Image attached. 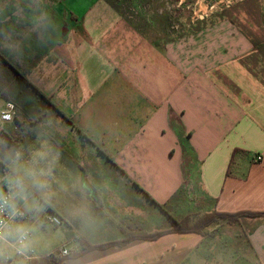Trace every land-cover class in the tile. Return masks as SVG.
Segmentation results:
<instances>
[{
    "label": "crops",
    "instance_id": "crops-1",
    "mask_svg": "<svg viewBox=\"0 0 264 264\" xmlns=\"http://www.w3.org/2000/svg\"><path fill=\"white\" fill-rule=\"evenodd\" d=\"M141 1L0 0L5 57L14 59L17 70L25 68L22 74L67 118L45 109L46 116L24 129L25 141L15 149L35 152L39 164L46 162L42 174L46 188L53 180L50 197L72 198V186H78L76 196L88 203L52 202L62 224L47 220L39 226V244L31 233L27 249L37 256L31 261L66 247L70 255L60 264H233L236 254L245 264H264V217H242L240 226L214 224L207 230L213 237H140L169 228L155 220L156 208L144 193L160 205L178 207L186 197L173 198L185 186L203 213H264V0H242L241 8L215 18L216 27L187 24L174 32L168 25L155 27ZM39 4L49 7L43 19ZM128 5L132 14L125 13ZM39 20L45 23L41 36ZM30 130L35 132L28 141ZM77 159L84 160L78 172ZM56 161L68 166L69 172L57 176L69 182L64 187L54 181L55 168L47 167ZM105 179L116 182L112 189ZM196 180L197 198L191 196ZM97 212L106 220L86 221ZM24 223L0 241V261ZM222 227L232 233L228 242ZM220 241L242 242L247 253ZM104 245L109 247L96 249Z\"/></svg>",
    "mask_w": 264,
    "mask_h": 264
},
{
    "label": "rangeland",
    "instance_id": "rangeland-1",
    "mask_svg": "<svg viewBox=\"0 0 264 264\" xmlns=\"http://www.w3.org/2000/svg\"><path fill=\"white\" fill-rule=\"evenodd\" d=\"M241 4H242V0H142L140 7L141 8L144 7L145 11L143 10L144 12L143 11L142 12L146 13L147 16H148V12H152L150 14V18H154V19H150V22L152 23L155 22V27H163V25H166L167 27L168 25L171 31L174 32L181 30L183 28V25L187 26V24L190 25L189 27H193V28L195 27L196 24H201L202 28L204 29L216 27L218 22V20H215L216 17L218 18L219 16V18H221L220 20H223V18H226L228 16L229 10L241 8L242 7ZM47 7L48 6L39 4V17H41L42 19L43 16L46 15L45 9ZM125 13L126 14L133 13L129 5L125 6ZM144 22H146L145 25H148V22L146 20ZM44 24H45L44 20H39V36L42 35ZM3 42L4 40L2 39L0 43V53L4 55V57L5 56L8 57L9 54L4 53L3 51L4 49ZM9 61L12 63L14 62V59L10 58ZM18 64L20 65L22 63L18 62ZM22 68L23 67H20V69L18 70L19 71L21 70L24 73H26V69L25 68L22 69ZM13 86H16V91H17L16 96L15 94L11 96L8 93V89ZM18 87L19 88L21 87L24 91L27 92V93L25 92L24 97L28 96L31 100H34L31 108L27 107L30 110H27L28 112H26V114L29 116V120H32L31 122H36L35 124H37L38 120L36 118L38 114H41L43 113V111H46L45 109H48L46 107V104L42 100H40L35 94H33L30 90H28L26 86H24L22 83H19L17 81L15 72H13L7 65L0 63V105L3 106L6 102H14L12 100H17L18 91H19ZM35 101L39 104H36ZM10 127L12 128L13 125H11ZM34 132L33 130L32 131L30 130L28 134L25 135L26 140L29 141L34 135L33 134ZM51 147H53V144H50L49 148L51 149ZM61 148H63V146H61ZM72 152H76V150ZM0 153H4L6 158L1 156V154H0V158L2 159V161H5L10 168V175L7 181L11 180L15 182L16 180H20L23 183L25 194L23 198L19 195L15 196L14 201L20 204L24 208L27 214L34 215L35 220L33 221L34 223L32 227L30 224H28L29 223L28 221H25L23 227L26 228L30 233H32L33 237L31 240L39 244V235H35V232L36 229L39 228V226L46 225L48 223L47 220H49L54 216L53 214L54 206L52 202L56 203V205H63V206L72 205L76 207L84 204L83 202L84 198L79 197L78 195L76 196V194H78L77 192L79 191L77 189L78 186L77 187L72 186L73 188L71 190L73 191L76 190V193H74V196L72 198L69 197L68 195H66V197H64L63 195H54L53 197H50L48 195L49 192L48 190L54 187L52 185L53 180L49 181L48 187L46 188V181L43 180L44 177L42 174L43 171L42 169L46 170L45 166H43L45 165L46 162H43V165L39 164V161L42 159L41 157H40L41 159H39V155H37L35 152L32 154L26 153L23 148L15 149V147L8 145L5 142L4 137H2L1 135H0ZM92 153H95V151L92 150ZM68 161L71 162L70 160ZM76 161L77 164H74L73 168H76L75 171L78 172L77 171L78 166L79 164H81V166H84V164H82L84 163L83 162L84 160L77 159L75 160V162ZM100 161L103 164H105L104 166H106V169L107 167L110 168L109 164H107V161L105 159L100 157ZM56 162L57 163L55 164V166L49 164L47 167L50 171L52 169L54 170L55 168L54 181L56 182V184L58 183L60 186L62 185V187H64L69 182L64 180L58 181L57 176H59V173L63 174L64 172H69L67 170L68 166L66 167V165L64 166V164L61 163L58 164V161ZM193 171H197V168H195V170ZM196 173L194 172V175H196ZM102 182L106 184V186H108L109 189H112L113 186L116 184V182L107 181L106 179L105 181ZM186 183L187 185L189 184V182ZM198 183L199 182L197 180L192 182V190H191L192 194L190 193L191 196H194L196 198L201 196L199 190L200 186L198 185ZM41 184L44 186L39 187V185ZM55 187H57V185ZM95 187L96 186H94V188ZM95 198L96 197L94 196L92 197L93 202L92 201L91 202L93 206L98 205L97 203L94 202ZM190 198L186 197L185 201L183 203H180L178 207L168 206V211L176 218H182L194 212H200L201 209L199 208L198 210L193 204V202L190 200ZM71 199L73 201L72 203L71 202L69 203V200ZM85 204L87 205L88 203ZM153 211L155 212V216H156L155 220L158 218L157 220H159L160 222L162 223L165 222L167 225H170L168 220L163 216V214L160 211H158L157 209H154ZM200 213L203 212L201 211ZM103 220H106L105 214H100V212H97L88 215L86 221L93 222V221H103ZM229 232L230 231H226L225 228L223 227L221 228L223 241L228 242L229 240L228 237L230 235ZM242 242L241 243L237 242L235 244L231 242L230 245H228V243L220 241V246L227 245L231 251L247 253V249H246L247 247L244 246ZM0 250H1V245H0ZM234 257H235V261L233 262V264H245L244 261L240 259L239 255L236 254L234 255ZM2 258L3 256L0 257V259Z\"/></svg>",
    "mask_w": 264,
    "mask_h": 264
},
{
    "label": "trees",
    "instance_id": "trees-1",
    "mask_svg": "<svg viewBox=\"0 0 264 264\" xmlns=\"http://www.w3.org/2000/svg\"><path fill=\"white\" fill-rule=\"evenodd\" d=\"M0 63L7 65L13 72H15L17 81L19 83H22L24 86H26L28 90H30L40 100H42L46 104L47 108L56 111L62 117L67 119L66 116L56 106H54L51 103L50 99L47 98L36 86H34L26 78L24 74L18 71L13 66V64L9 60H7L4 57V55H2L1 53H0ZM18 90H19L18 97H17L18 99L12 100L14 101L13 103L16 106L15 125L11 124L13 125L12 128L10 127L11 125L6 126L4 132L1 135L2 137H4L5 142L8 145L13 146V147H17L19 146V144L25 141V138L22 132L29 124H31V121H32V120H29V116L26 114V112H28L27 110H30L28 108H31L32 103L34 102V100H31L28 96L24 97L25 96L24 94L26 91H24L21 87L20 88L18 87ZM8 93L11 96H13L14 94L16 96V93H17L16 86L10 87L8 89ZM35 103L39 104L36 101ZM47 113H48L47 111H43V113L38 114L36 119L39 122L42 121V119L44 118V116H46ZM33 123H36V122H33ZM83 137L87 139L84 135ZM237 153L239 152L235 151L233 153V157L230 161L229 171L227 174L230 173V169H231L230 167H232V164L234 163V158ZM0 154L4 158H6L4 153H0ZM106 156L108 157L109 161L113 164L114 162L112 158L108 155ZM0 164L3 166H6L10 170L7 163L5 161H2L1 158H0ZM189 192H190V188L185 187V186L181 187L179 191L177 192V194H175L173 201L178 198H181L182 196L189 198L190 197ZM144 194L154 204L155 208L163 214V216L168 220L170 224L169 228L165 231L158 232V233L151 234V235L140 236L141 239H144V240H155L159 238L160 236L168 234V233H178V234L195 233V234H199V235L206 236V237H213L214 234L208 233L207 230L209 227H211L214 224L224 223L230 226H240V219L242 217H250V218L264 217V213H261V212H239L235 214H229V213H219V212L213 211L211 213L194 212L185 217L176 218L168 211V206H170V204L160 205L157 202H155L148 194L146 193ZM199 206L200 205L197 204L198 208H200ZM115 245H120V244L115 243ZM105 247H109V245L97 246L96 249H101ZM87 250H89L88 246L85 245L84 251H87ZM59 251L53 253L47 258H43V259L36 260V261H31L28 264H60L64 260L65 257H61ZM69 255L70 254H68L66 257H68ZM11 262H2V264H11Z\"/></svg>",
    "mask_w": 264,
    "mask_h": 264
},
{
    "label": "built area",
    "instance_id": "built-area-1",
    "mask_svg": "<svg viewBox=\"0 0 264 264\" xmlns=\"http://www.w3.org/2000/svg\"><path fill=\"white\" fill-rule=\"evenodd\" d=\"M15 115H16V107L12 102H7L3 108H0V135H2L6 126L13 124ZM256 160L261 161L262 158L257 157ZM9 175H10V170L6 166L0 164V186L3 188V191L6 194L9 192V185L7 181ZM13 202L15 203V201ZM15 205L18 210V214H16L13 217L10 216L6 210L3 217H0V219L3 220L5 226V239L3 241L6 240L7 234L15 224H19L25 221L32 223L35 220L33 214H27L22 206H19L16 203ZM49 220L55 226H60L62 224V220L57 216H53ZM30 237H31V233L28 231V238L27 240L24 241V243L27 244ZM19 248H20V243L18 238H16L11 245L12 252L7 251L5 253L4 262H11L15 259H18L26 263L37 257L35 250L29 248L22 255L20 251H18ZM59 253L61 257H66L69 254V250L68 248L63 247L60 249Z\"/></svg>",
    "mask_w": 264,
    "mask_h": 264
},
{
    "label": "clouds",
    "instance_id": "clouds-1",
    "mask_svg": "<svg viewBox=\"0 0 264 264\" xmlns=\"http://www.w3.org/2000/svg\"><path fill=\"white\" fill-rule=\"evenodd\" d=\"M9 192L6 194L4 193L3 189H0V217H3L5 214V211L7 210V213L10 216H15L18 214V210L16 208L14 201L15 196L19 195L23 198L25 194L24 186L22 181L16 180L15 182L9 180ZM44 185H39V187H43ZM15 234L19 240L20 248L18 251L23 255L24 252L27 250V244L24 243L25 240L28 238V230L24 228L23 226H18L15 230ZM8 235H12L11 231H9ZM5 239V226L3 223V220L0 219V241H3ZM3 253L2 250H0V257H2ZM0 264H2V261H0Z\"/></svg>",
    "mask_w": 264,
    "mask_h": 264
}]
</instances>
